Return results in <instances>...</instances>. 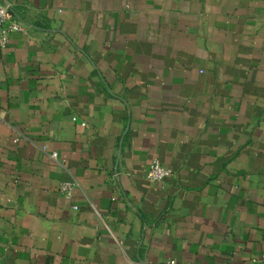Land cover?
Masks as SVG:
<instances>
[{
  "label": "crops",
  "instance_id": "0c3cea01",
  "mask_svg": "<svg viewBox=\"0 0 264 264\" xmlns=\"http://www.w3.org/2000/svg\"><path fill=\"white\" fill-rule=\"evenodd\" d=\"M0 2V264H264V0Z\"/></svg>",
  "mask_w": 264,
  "mask_h": 264
},
{
  "label": "built area",
  "instance_id": "2783aa9c",
  "mask_svg": "<svg viewBox=\"0 0 264 264\" xmlns=\"http://www.w3.org/2000/svg\"><path fill=\"white\" fill-rule=\"evenodd\" d=\"M21 24L14 18V14L10 3L0 2V41L6 42V36L3 35L5 31H19L21 30ZM52 156L57 157V152H53ZM173 174V169L163 164L159 159H153L147 170V179L151 182H158L170 177ZM74 184L71 182H64L62 184V190L70 195ZM164 264H179L176 261L169 260Z\"/></svg>",
  "mask_w": 264,
  "mask_h": 264
}]
</instances>
